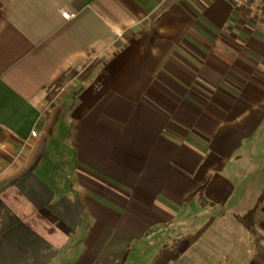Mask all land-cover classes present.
I'll return each instance as SVG.
<instances>
[{"label":"crops","instance_id":"0c3cea01","mask_svg":"<svg viewBox=\"0 0 264 264\" xmlns=\"http://www.w3.org/2000/svg\"><path fill=\"white\" fill-rule=\"evenodd\" d=\"M207 176L208 205L184 201ZM263 192L264 16L0 0V264H152L180 240L199 264H264V201L240 220Z\"/></svg>","mask_w":264,"mask_h":264},{"label":"trees","instance_id":"16d2710c","mask_svg":"<svg viewBox=\"0 0 264 264\" xmlns=\"http://www.w3.org/2000/svg\"><path fill=\"white\" fill-rule=\"evenodd\" d=\"M78 70L71 69L68 72H66L54 85V87L48 92L47 99L49 101L53 100L55 97H57L60 94V91L68 85V83L75 78L77 75ZM210 176H207L205 179H203L201 182H198L183 198L184 201H191L193 199H196L197 202L202 206L208 205V200L205 196V189L208 184ZM264 201V192L262 193L261 197L259 198L256 206L251 209L247 214L240 217V220L242 222H245L247 226L251 227L253 221V217L257 214V210L260 207V205Z\"/></svg>","mask_w":264,"mask_h":264},{"label":"rangeland","instance_id":"374dc122","mask_svg":"<svg viewBox=\"0 0 264 264\" xmlns=\"http://www.w3.org/2000/svg\"><path fill=\"white\" fill-rule=\"evenodd\" d=\"M61 92V91H60ZM159 239V238H158ZM160 241L158 242V245L160 246L161 244H163L164 239L160 238ZM186 240V239H185ZM197 244V243H196ZM196 244H194L193 248L191 247H187L185 246L186 243L181 242V240L179 241L177 248L178 250L175 251L174 253H170L167 254V249H164V251H160L157 252L156 256V261H154V263L152 264H166V260L168 261L170 259V257H172L171 255H173L172 257V262H170L169 264H199L197 262V247ZM161 247V246H160ZM188 250V252H186ZM142 256L144 255L143 253L141 254ZM169 255V256H167ZM145 261L139 262V264H149V260H147V257L144 258Z\"/></svg>","mask_w":264,"mask_h":264},{"label":"built area","instance_id":"2783aa9c","mask_svg":"<svg viewBox=\"0 0 264 264\" xmlns=\"http://www.w3.org/2000/svg\"><path fill=\"white\" fill-rule=\"evenodd\" d=\"M236 10H245L247 15L255 20L264 16V0H230ZM62 16L70 19L73 15L62 10Z\"/></svg>","mask_w":264,"mask_h":264}]
</instances>
